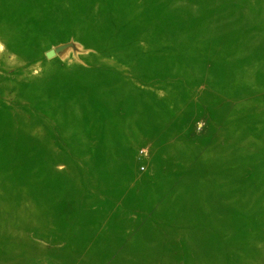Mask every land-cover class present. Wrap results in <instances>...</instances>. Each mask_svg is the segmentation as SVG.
<instances>
[{
  "label": "rangeland",
  "instance_id": "rangeland-1",
  "mask_svg": "<svg viewBox=\"0 0 264 264\" xmlns=\"http://www.w3.org/2000/svg\"><path fill=\"white\" fill-rule=\"evenodd\" d=\"M0 264H264V0H0Z\"/></svg>",
  "mask_w": 264,
  "mask_h": 264
}]
</instances>
